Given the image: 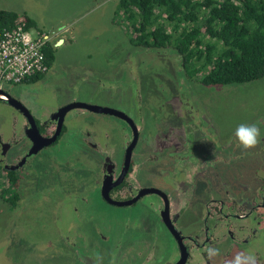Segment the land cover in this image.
<instances>
[{"label": "flooded vegetation", "instance_id": "obj_1", "mask_svg": "<svg viewBox=\"0 0 264 264\" xmlns=\"http://www.w3.org/2000/svg\"><path fill=\"white\" fill-rule=\"evenodd\" d=\"M42 34L46 45L55 50L60 34ZM148 56L130 57L147 65L151 63ZM51 68L36 81L12 84L20 86L14 92L0 83V104L12 109V114L0 113V186L17 195L15 206L1 197L13 213L28 203L50 202L53 208L57 202L67 209L53 253L73 259V264H231L237 254L253 256L255 264H264V253L251 247L264 229V143L251 154L241 149L235 136L230 144L213 147L216 126L207 118L204 127L205 117L197 118L195 108L187 111L189 97H179L177 92L171 95L178 124L168 129L156 123L146 127L140 109L134 111L135 116L134 109L122 102L111 107V98L99 106L70 94L43 117L41 107H31L21 86L42 81ZM130 78L133 89L132 73ZM174 84V90L191 88L185 82ZM81 104L109 110L96 113L79 108ZM84 114L114 118L119 135L98 132L88 121L72 126ZM256 124L264 136V117ZM57 131L55 142L43 146L44 139L53 138ZM65 135L78 147L80 159L88 162L87 178L71 191L65 187L66 192L58 189L61 184L31 188L42 182L39 166L45 152ZM244 159L248 164H236ZM91 197L121 210L122 223L115 227L103 221L108 229L97 224L85 208ZM68 199L76 200L71 202V214ZM74 202L84 205L82 211ZM210 247L220 254L209 258L205 249Z\"/></svg>", "mask_w": 264, "mask_h": 264}, {"label": "rangeland", "instance_id": "obj_2", "mask_svg": "<svg viewBox=\"0 0 264 264\" xmlns=\"http://www.w3.org/2000/svg\"><path fill=\"white\" fill-rule=\"evenodd\" d=\"M117 2L0 0V9L15 11L19 19L32 17L40 24V29L37 27L39 32L61 36L55 48L56 62L47 76L33 85L21 86L24 96H29L31 107H41V116L48 115L50 109L56 108L66 94L99 106H104L106 100L111 98L112 101L108 103L111 107H118L122 102L126 104L125 108L134 109L131 112L135 116L137 114L134 111L140 109L139 114L146 127L156 123L166 124L168 129V126L178 124L172 109L171 95L177 92L179 97H189L187 111L195 108L197 118L205 117L202 121L204 127L208 125L207 118L216 126L218 134L212 136L213 147L224 142L230 144L239 124H256L263 120L264 79L228 86H205L188 79L184 74L182 56L176 50L166 48L147 52L142 47L130 44L126 32L113 22ZM131 55H149L151 63L146 65L137 62ZM131 73L134 75L133 89L129 86ZM176 81L178 85L185 82L191 88L183 86L174 90ZM4 86L10 92L20 87L12 84ZM0 113L12 114V109L2 103ZM82 121L90 122L91 127L98 132L105 130L111 136L120 133L116 125L118 121L107 115L84 114L72 126ZM45 154L41 159L44 162L39 166L42 182L31 185V188L49 184L58 188L56 185L61 184L59 190L65 191V187H69L71 191L80 185L81 179L87 178L88 162L80 159L82 154L76 145L69 143L68 135ZM239 163L248 164V159L236 164ZM0 175L3 177L1 172ZM0 187L5 191L6 187ZM7 193V196H11L15 191L9 188ZM3 201L0 196V264L74 263L73 259L62 257L57 251L53 253V242L58 241L57 232L63 230L66 208H61L57 202L53 208L50 202L28 203L20 212L13 213ZM67 201L71 214V202L76 200ZM74 204L82 211L84 205L78 202ZM85 208L102 228L108 229V224L118 227L122 223L121 210L105 206L95 198L91 197L85 203ZM69 219L74 220L75 216ZM251 247L264 253V229L251 243Z\"/></svg>", "mask_w": 264, "mask_h": 264}, {"label": "trees", "instance_id": "obj_3", "mask_svg": "<svg viewBox=\"0 0 264 264\" xmlns=\"http://www.w3.org/2000/svg\"><path fill=\"white\" fill-rule=\"evenodd\" d=\"M116 6L113 22L130 44L176 50L190 80L228 86L264 79V0H118ZM19 18L0 9V29L15 27ZM26 21L37 29L35 21ZM44 53L51 68L52 45H45ZM8 191L0 196L15 206L17 195L7 196Z\"/></svg>", "mask_w": 264, "mask_h": 264}, {"label": "built area", "instance_id": "obj_4", "mask_svg": "<svg viewBox=\"0 0 264 264\" xmlns=\"http://www.w3.org/2000/svg\"><path fill=\"white\" fill-rule=\"evenodd\" d=\"M46 38L26 19L15 27L0 29V83L20 84L48 70L44 48Z\"/></svg>", "mask_w": 264, "mask_h": 264}, {"label": "clouds", "instance_id": "obj_5", "mask_svg": "<svg viewBox=\"0 0 264 264\" xmlns=\"http://www.w3.org/2000/svg\"><path fill=\"white\" fill-rule=\"evenodd\" d=\"M234 135L241 149L248 154H251L264 143V136H262L258 124L241 123L236 127ZM205 251L208 253L209 258L220 254L219 249L216 248L210 247L205 249ZM231 264H255V257L237 254Z\"/></svg>", "mask_w": 264, "mask_h": 264}, {"label": "water", "instance_id": "obj_6", "mask_svg": "<svg viewBox=\"0 0 264 264\" xmlns=\"http://www.w3.org/2000/svg\"><path fill=\"white\" fill-rule=\"evenodd\" d=\"M58 46V45H57ZM87 108V110H89V111H93V112H96V113H107L108 111L107 110H109V109H102V108H100V107H93V106H88V105H86V104H81V105H79V108ZM26 113H27V111H26ZM29 115V114H28ZM30 116V115H29ZM61 128H62V124L61 123H59V132L61 131ZM58 135H59V133H58V131H57V133L55 134V136L53 137V138H51V139H49V140H46V139H44L43 141H44V143H43V146H48V145H51L53 142H55V140L57 139V137H58Z\"/></svg>", "mask_w": 264, "mask_h": 264}, {"label": "crops", "instance_id": "obj_7", "mask_svg": "<svg viewBox=\"0 0 264 264\" xmlns=\"http://www.w3.org/2000/svg\"><path fill=\"white\" fill-rule=\"evenodd\" d=\"M2 10V9H1ZM8 11H12V10H8ZM15 12V11H14ZM31 19H32V17H31ZM33 21H35L34 19H32ZM36 22V21H35ZM36 24H37V27L40 29V24L39 23H37L36 22ZM56 34V33H55Z\"/></svg>", "mask_w": 264, "mask_h": 264}]
</instances>
